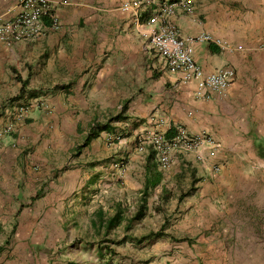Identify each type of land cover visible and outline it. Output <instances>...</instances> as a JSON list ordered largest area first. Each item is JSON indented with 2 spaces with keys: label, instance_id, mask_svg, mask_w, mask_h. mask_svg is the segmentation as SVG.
Instances as JSON below:
<instances>
[{
  "label": "crops",
  "instance_id": "obj_1",
  "mask_svg": "<svg viewBox=\"0 0 264 264\" xmlns=\"http://www.w3.org/2000/svg\"><path fill=\"white\" fill-rule=\"evenodd\" d=\"M20 1L0 0V25L17 15ZM54 1L59 31L23 42L0 38V264L100 256V238L78 231H112L100 225L99 211L107 220L115 209L100 204L101 183L113 202L151 187L153 199L178 198L173 212L183 217L144 243L148 264H245L261 256L260 248L250 249L264 246L260 210L242 216L230 198L242 182L264 181V0H192L188 11L176 3L185 0H140L139 15L125 7L133 0ZM167 27L182 37L220 39L195 43L194 57L205 74L235 71L223 94L170 71L151 49V35ZM22 103L31 105L27 124L3 134ZM92 127L98 135L89 139ZM181 127L212 142L178 154L168 170L151 148V156L139 152L141 136H172ZM184 177L196 188L171 194L169 184ZM116 184L124 186L121 196ZM89 197L99 205L85 204ZM202 245L211 255L198 251Z\"/></svg>",
  "mask_w": 264,
  "mask_h": 264
},
{
  "label": "built area",
  "instance_id": "obj_2",
  "mask_svg": "<svg viewBox=\"0 0 264 264\" xmlns=\"http://www.w3.org/2000/svg\"><path fill=\"white\" fill-rule=\"evenodd\" d=\"M141 5L135 0L125 5L134 8L136 13ZM59 3L54 0H21L17 15L0 25V38L12 43L37 40L49 31H59L61 21L58 14ZM170 8L172 12V6ZM188 10H192L189 8ZM216 43L220 39L211 34L201 33L196 36L182 37L175 27H167L151 35L150 47L155 50L166 62L172 72H182L186 79H200L202 85L209 91L223 94L235 78V71L229 68L219 69L215 73L205 74L194 57V44ZM43 105V102H39ZM29 105L23 104L16 108L14 121L5 130L11 133L16 130L17 121L28 118ZM140 148L151 147L155 159L162 170H168L178 154H189L197 150L204 142H212L206 135L190 134L185 128L177 129L172 136L162 133H153L140 138ZM216 170L219 166L215 167Z\"/></svg>",
  "mask_w": 264,
  "mask_h": 264
},
{
  "label": "rangeland",
  "instance_id": "obj_3",
  "mask_svg": "<svg viewBox=\"0 0 264 264\" xmlns=\"http://www.w3.org/2000/svg\"><path fill=\"white\" fill-rule=\"evenodd\" d=\"M190 2H192V0H185L183 2L180 1L179 3L177 1L176 3L177 5L182 4L183 8H186V10L188 11V9L191 7ZM168 6H172V10H173V2L168 3ZM139 14L140 12L137 13V15ZM39 102L40 101H38V103ZM23 104L26 103H22L19 105H23ZM29 111H31V105H29ZM27 119L28 118L22 121H17L18 123L16 124V130L14 132L11 133L8 132L3 134L14 135L20 133V128H22L23 125L27 124ZM11 120L14 121V117H11ZM6 129L7 127H5V130ZM140 141L141 139L138 140L139 144L137 146L139 152L145 154L146 156L148 155L151 156V153L147 151V149L151 147H146L144 150L141 149ZM115 168L122 170L123 167L122 165L118 164L117 166H115ZM119 175L120 176L117 175L118 181L124 180V178L122 177V173L121 174L119 173ZM193 179L194 178L192 177L190 179L187 177L181 178L177 182L169 184L168 190L171 191V194L177 193L178 191H182L183 193L186 192L187 194H189V192L193 191L196 188L195 187L196 183L193 181ZM102 184L103 183H101V186H97L98 187L97 189L98 192H100V198L104 199L105 202L100 204L102 206H107V207L115 206V209L113 210L115 211L118 210V206H117L118 203H121L122 208L125 210L126 214H123L122 219L119 221V223L115 227L110 229L112 231H110L109 234L107 233L106 229H101L99 233L94 232L93 234L90 231H88L87 234L85 233L86 231L84 230L78 231L79 234L82 232L83 235H85L86 238L88 239L91 238V236L93 237V235L98 236L100 238V242L97 244V249H99L102 252H99L100 256H98V254L97 255L93 254V256L90 259L85 258L83 260H77V262L73 261V263L75 264H148L149 262L145 261L144 259L147 256V252L150 251L149 249L150 245H145L144 243H153L163 233L165 235V231H164L165 228L175 223L179 218L182 219L183 217L182 215L178 216V213L176 212L177 209L173 212L174 205L179 204L178 198H175L173 196L170 197L167 196L168 198L166 199L165 198L166 196H164L163 198L153 199V195L155 194V192H154V187H151V189L148 190L149 193H147V208L145 210V215L140 219L132 220V217L136 213V212L134 213V211L136 209L137 210L139 209L141 198L144 196L143 195L144 193L141 194L140 197L131 196L129 199H125V200L121 199V201L115 200L113 202L111 201L113 198H110L111 196L109 197L108 193L102 192V189L103 190L107 189V187ZM123 188L124 186L121 187L120 185L116 184V187L114 189V195L121 196L124 192ZM237 189L239 191V194L236 197L233 196L230 199L234 201L235 206L238 208L239 211L240 210L243 211L242 216H248L246 212H248L249 215H251L252 211L255 208L257 210H260V217L262 218L261 223H264V181H260V182H255L251 180L246 182L244 181L241 183L239 187H237ZM98 201L99 199L96 197L94 198L89 197V199H86L85 204L97 206L99 205ZM149 209H151L150 214H149ZM113 211L111 212L113 213L111 217L115 215ZM145 217H146L145 220L146 222L139 226L138 224L142 223L143 222L142 220ZM237 218H239V214H237ZM136 225H138V230H135L134 228V226ZM130 226H132L131 228L132 230L129 229ZM135 231H137L136 236H135ZM141 232L146 234H141ZM260 233L262 238H264V229H262ZM147 235H149L147 238H143ZM127 237H131L132 239H134L135 240L134 243H130V244L127 243V241H125ZM261 243L264 244V239L262 240ZM183 246L179 247L180 253L183 250ZM255 248L257 249L260 248V251L263 252V254L261 256L260 255L257 256L256 259L245 258L242 262L245 261V264H263L261 259L264 258V246L254 245L250 247L251 251L255 250ZM197 249L200 252L203 251L208 255H211L209 251L210 247L208 248L207 246L202 245ZM105 254L106 255L108 254L109 257L103 258V255ZM97 257L99 258V260ZM112 259H114V261Z\"/></svg>",
  "mask_w": 264,
  "mask_h": 264
},
{
  "label": "trees",
  "instance_id": "obj_4",
  "mask_svg": "<svg viewBox=\"0 0 264 264\" xmlns=\"http://www.w3.org/2000/svg\"><path fill=\"white\" fill-rule=\"evenodd\" d=\"M118 118H120V115L110 118L109 122H111L113 120H116ZM98 126H100L99 127L100 129H106L109 126V123L108 124H104L103 126L101 124H99ZM97 135H98L97 128L92 127L91 130H90L89 139L92 138V137H95ZM154 158H155V155H154ZM152 185L154 186L155 182ZM145 188L147 190L148 186H146ZM143 195L144 196L141 198V203L139 205V209L136 211V213L132 217V220L140 219V218H142L145 215V210L147 208V191H145ZM165 198L167 199L168 197L166 196ZM117 206H118V210L115 213V215H113L112 217H110L107 220L103 219V212L99 211V217H100V221H101L100 225H102V223L105 221L107 228L111 229V228L115 227L119 223V221L122 219L123 208H122V204L121 203H118ZM148 236L149 235H147V236H145L143 238H147Z\"/></svg>",
  "mask_w": 264,
  "mask_h": 264
}]
</instances>
